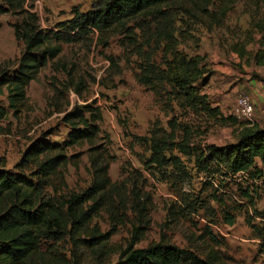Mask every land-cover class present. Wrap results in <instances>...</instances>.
<instances>
[{
    "label": "rangeland",
    "instance_id": "obj_1",
    "mask_svg": "<svg viewBox=\"0 0 264 264\" xmlns=\"http://www.w3.org/2000/svg\"><path fill=\"white\" fill-rule=\"evenodd\" d=\"M92 1L26 0V10L36 15L42 31L50 32L68 21L73 10L89 11ZM17 21L10 14L0 16V73L11 71L23 50L13 35ZM262 27L264 0H176L127 22L124 29L101 36L90 33L59 45L58 57L27 86L21 113L14 117L8 109L0 124V165L19 174L15 167L31 143L61 144L70 131L66 114L85 105L98 108L102 121L97 144L114 157L108 170L113 187L105 196L113 216L111 221L108 211L102 210L89 223L90 237L107 239L97 251L85 246L87 235L74 238L79 241L68 236L56 242L43 240L40 251L49 264L59 260L113 264L132 241L135 249L160 242L172 245L202 261L215 254L218 264H264V165L256 163L263 174L260 179L234 182L221 167L209 166L203 172L198 159L207 146L233 144L246 126L264 128V71L252 60ZM172 53L201 59L203 75L195 91L217 110L216 117L186 107L182 96L171 94L165 84L153 92L136 82L146 65L164 69ZM77 83L79 92L73 88ZM240 95L252 104L251 123L234 118ZM0 106H8L6 93L0 96ZM136 138L183 141L195 154L166 152L167 158H177L178 169L170 165L151 169L148 144ZM87 150L83 145L67 151L72 161L63 171L64 187L55 182V188H44L46 194L64 202L90 186ZM29 170L22 174L35 183ZM130 177L138 178L140 186ZM132 186L138 196L151 200L146 222H136L130 210ZM224 217L233 225L228 226Z\"/></svg>",
    "mask_w": 264,
    "mask_h": 264
},
{
    "label": "trees",
    "instance_id": "obj_2",
    "mask_svg": "<svg viewBox=\"0 0 264 264\" xmlns=\"http://www.w3.org/2000/svg\"><path fill=\"white\" fill-rule=\"evenodd\" d=\"M174 1L176 0H93L89 11L79 13L73 10L68 21L56 24L53 31L44 32L39 27L36 15L26 10V0H0V16L10 14L18 18L12 26L13 35L23 46L20 57L13 62V69L0 73V96L6 93L8 105L7 108L0 106V124L6 120L8 109L14 117L21 113L26 103L27 86L36 79L47 62L58 57L60 44L87 38L90 33L101 36L113 30L124 29L127 22L143 14L155 13ZM258 46L252 60L255 67L264 70V34ZM238 55L244 57L245 53L238 51ZM110 61L112 62L111 59ZM201 68L199 57L188 58L172 53L171 59L165 62L164 69L146 65L138 74L136 82L153 92L157 91L158 86L165 84L170 88L171 94L175 92V96H182L186 107H197L208 116L216 117L217 110L209 108L205 96L195 91V85L203 75ZM80 85L77 83L73 87L75 92H79ZM64 121L70 125L66 139L61 144H50L44 140L31 143L24 151L20 164L15 167L20 170L19 174L7 172L4 165H0V264H49L40 251L43 240L56 242L68 236L71 241H79L74 238L89 236V223L102 210L108 211L112 221L113 215L109 212L110 206L106 204L105 196L113 187L108 170L114 157L109 155L105 147L97 144L101 112L98 108L85 105L66 114ZM136 139L148 144L150 158L147 167L151 169L161 170L167 165L178 169L177 158H167L166 152H177L180 156L195 154L183 141L175 143L153 138ZM83 145L88 146L90 186L80 195H71L64 202H57V199L45 193L44 188H55V182L64 187L63 171L72 161V157L67 156V151ZM198 159L201 160L200 168L203 172L209 166L221 167L223 175L234 182H247L251 177L260 179L263 174L261 170L258 171L256 163L259 161L264 165V128L253 124L246 126L233 144L223 148L207 146L205 152L199 153ZM28 167L32 169L29 170L28 177L35 180V183L22 174ZM129 179L134 185L140 186L138 178ZM135 189L132 186L130 210L135 214L136 222H146L151 200L147 196H138ZM243 195L247 197V194ZM224 221L228 226L233 225L231 218L224 217ZM137 230L134 229L135 232ZM101 238L98 236L94 240L92 236L90 240L83 242L87 249L97 251L107 241ZM134 243L132 241L118 253L113 264L219 263L215 254L202 261L190 251L161 242L142 249H135ZM54 264L70 262L59 260Z\"/></svg>",
    "mask_w": 264,
    "mask_h": 264
},
{
    "label": "built area",
    "instance_id": "obj_3",
    "mask_svg": "<svg viewBox=\"0 0 264 264\" xmlns=\"http://www.w3.org/2000/svg\"><path fill=\"white\" fill-rule=\"evenodd\" d=\"M234 118L237 120H245L248 123L252 122L253 109L252 104L246 96L240 95L235 101ZM251 126V125H249Z\"/></svg>",
    "mask_w": 264,
    "mask_h": 264
},
{
    "label": "crops",
    "instance_id": "obj_4",
    "mask_svg": "<svg viewBox=\"0 0 264 264\" xmlns=\"http://www.w3.org/2000/svg\"><path fill=\"white\" fill-rule=\"evenodd\" d=\"M257 69H258V70H261V71H264V70H262L261 68H257ZM250 85L253 86L252 82L250 83Z\"/></svg>",
    "mask_w": 264,
    "mask_h": 264
}]
</instances>
